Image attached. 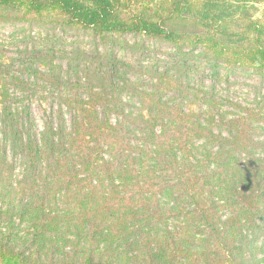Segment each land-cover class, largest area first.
<instances>
[{
	"label": "trees",
	"instance_id": "1",
	"mask_svg": "<svg viewBox=\"0 0 264 264\" xmlns=\"http://www.w3.org/2000/svg\"><path fill=\"white\" fill-rule=\"evenodd\" d=\"M0 23L49 38L0 52V264H264V94L230 113L186 74L264 79V0H0ZM124 34L177 60L133 65Z\"/></svg>",
	"mask_w": 264,
	"mask_h": 264
},
{
	"label": "rangeland",
	"instance_id": "2",
	"mask_svg": "<svg viewBox=\"0 0 264 264\" xmlns=\"http://www.w3.org/2000/svg\"><path fill=\"white\" fill-rule=\"evenodd\" d=\"M63 38L64 40L61 39L52 44L56 47L62 46L65 50L70 49L73 36L67 33L63 34ZM85 38L89 40V37ZM114 40L117 43L115 46L117 54L133 65L172 66L173 61L177 60L170 54V46L143 34L119 35ZM32 44L47 47L49 45L48 34L37 26L27 27L26 25L0 23V52L5 57H14ZM81 47H90V44L81 42ZM187 63L190 67L186 74L191 85L198 83L201 78L204 79L205 86L214 85L215 92L221 98V102H224L223 107L230 113L237 110L236 105L253 103L256 97L259 98L264 94V79H260L253 71L241 68L232 71L222 67L220 75L214 77L203 68L206 62L201 58L191 57ZM210 79H215L214 84ZM46 106V103L39 100L32 102L31 110L38 126L41 125L43 110Z\"/></svg>",
	"mask_w": 264,
	"mask_h": 264
}]
</instances>
